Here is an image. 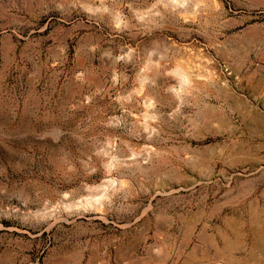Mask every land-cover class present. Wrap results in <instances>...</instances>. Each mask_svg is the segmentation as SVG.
Instances as JSON below:
<instances>
[{
    "label": "rangeland",
    "instance_id": "374dc122",
    "mask_svg": "<svg viewBox=\"0 0 264 264\" xmlns=\"http://www.w3.org/2000/svg\"><path fill=\"white\" fill-rule=\"evenodd\" d=\"M0 264H264V0H0Z\"/></svg>",
    "mask_w": 264,
    "mask_h": 264
},
{
    "label": "bare ground",
    "instance_id": "6f19581e",
    "mask_svg": "<svg viewBox=\"0 0 264 264\" xmlns=\"http://www.w3.org/2000/svg\"><path fill=\"white\" fill-rule=\"evenodd\" d=\"M179 1V0H178ZM171 2V1H170ZM169 4V3H168ZM182 69V68H181ZM183 70H184V68H183ZM184 71H186V70H184ZM184 71H181L182 72V74H181V76H183V77H181V78H185V80H187L188 78H189V76H188V73H186V72H184ZM192 74V73H191ZM190 80V79H189ZM188 80V81H189ZM88 201V200H87ZM91 201H88L87 203H90Z\"/></svg>",
    "mask_w": 264,
    "mask_h": 264
}]
</instances>
